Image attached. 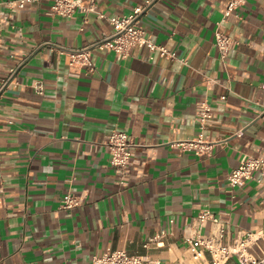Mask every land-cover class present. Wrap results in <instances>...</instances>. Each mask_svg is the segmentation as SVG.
<instances>
[{
  "label": "crops",
  "instance_id": "obj_1",
  "mask_svg": "<svg viewBox=\"0 0 264 264\" xmlns=\"http://www.w3.org/2000/svg\"><path fill=\"white\" fill-rule=\"evenodd\" d=\"M10 1L0 0V14L11 16L0 78L17 68L0 96V264H90L108 249L160 264H211L209 252L196 257L184 239L203 207L224 215L230 241L264 227L263 189L228 181L244 155L264 156V0H249L226 22L238 41L226 59L215 33L230 0H155L141 21L178 58L96 48L93 74L60 49L113 32L98 12L128 15L147 0H98L97 12L73 18L52 15V0ZM203 100L214 113L205 127L196 120ZM116 129L135 145L126 185L105 145ZM201 134L228 140L202 156L173 144ZM69 192L81 205L67 210Z\"/></svg>",
  "mask_w": 264,
  "mask_h": 264
},
{
  "label": "built area",
  "instance_id": "obj_2",
  "mask_svg": "<svg viewBox=\"0 0 264 264\" xmlns=\"http://www.w3.org/2000/svg\"><path fill=\"white\" fill-rule=\"evenodd\" d=\"M41 0H12L10 5L19 4L22 8L30 2ZM51 14L65 17H75L77 13L89 14L97 12L98 0H52ZM155 0H147L144 4L135 7L128 15L108 16L98 12L100 18L106 19L114 28L110 34H105L101 39L91 45L80 49H64L60 52L68 53L72 66L86 68L88 73L97 71L96 62L93 60L92 52L96 48L114 51L119 57L127 58L136 47H145L151 53L161 52L171 58H178L177 54L166 45L157 43L148 35L141 16L154 3ZM249 0H230L224 14V18L217 24L215 43L221 51L222 57L227 58L230 51L236 48L238 41L223 31L228 19L238 14ZM10 15L0 14V38L6 20ZM17 74V68L11 69L9 76L0 78V96L12 83ZM33 87L39 94L44 95L46 85L42 80L33 83ZM264 88V84H263ZM226 98V96H224ZM214 116L213 109L208 100L198 103L197 122L205 127L209 119ZM258 119L264 118L263 109L258 111ZM228 138L223 140H212L201 134L197 138H191L173 143L182 150L194 151L197 155H209L213 149ZM111 153V164L121 178V183H129L131 167L135 163L134 144L126 131L116 129L111 133L105 142ZM229 184L233 188L244 187L249 181H255L264 194V156L244 155L239 166L234 168L228 176ZM81 205L80 197L73 193H67L61 202L63 209H75ZM211 224L208 233L205 229ZM228 221L222 213H215L209 206L201 209L195 223L185 230L184 239L194 251L196 257L200 258L204 252L211 254V264H227L231 259L236 258L238 264H264V227L257 231H242L234 240H227ZM165 233L156 236L149 243L164 237ZM90 264H160L159 260L150 259L148 256L132 254L125 249H108L101 255H96Z\"/></svg>",
  "mask_w": 264,
  "mask_h": 264
}]
</instances>
